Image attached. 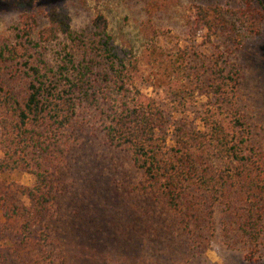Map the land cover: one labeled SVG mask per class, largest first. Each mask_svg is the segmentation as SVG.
Masks as SVG:
<instances>
[{"label": "trees", "instance_id": "obj_1", "mask_svg": "<svg viewBox=\"0 0 264 264\" xmlns=\"http://www.w3.org/2000/svg\"><path fill=\"white\" fill-rule=\"evenodd\" d=\"M233 1L239 9L188 8L174 32L139 0V29L150 46L161 41L172 75L153 95L139 86L131 47L114 43L102 13L78 28L55 6L20 13L0 38V175L19 169L29 152L47 153L55 131L83 127L78 117L88 110L102 139L139 172L132 190L160 207L170 230L187 233L196 252L218 236L253 260L264 240V149L240 104L241 28L259 33L264 0ZM195 93L204 102L189 103ZM37 169L35 184L18 189L28 203L0 195V264L57 258L51 221L64 189Z\"/></svg>", "mask_w": 264, "mask_h": 264}, {"label": "rangeland", "instance_id": "obj_2", "mask_svg": "<svg viewBox=\"0 0 264 264\" xmlns=\"http://www.w3.org/2000/svg\"><path fill=\"white\" fill-rule=\"evenodd\" d=\"M147 1L157 10V25L174 32L181 28L192 6L240 8L233 0ZM139 3V0H0V38L9 35V27L24 11L44 14L55 6L71 16L73 28L82 26L89 16L102 13L108 20L114 43L124 49L131 47L138 62L139 86L153 95L168 85L172 75L166 49L160 50L161 41L150 46L139 29V21L144 18ZM241 29L240 104L254 140L264 149V22L257 34ZM204 99L195 93L189 103L193 100L202 103ZM86 111L78 117L83 127L55 131L56 141L47 153L29 152L19 169L0 175V195L23 203L28 200L18 189L35 184L36 175L30 171L36 166L37 170L52 172L56 185L63 187L57 195L51 221L57 249L52 264H264V240L253 260L247 258L244 248H228L218 236L206 251H194L187 233L170 230L169 222L160 215V207L132 190L140 179L139 172L130 166L123 151L102 139L93 123L94 116ZM38 131L41 137L51 133Z\"/></svg>", "mask_w": 264, "mask_h": 264}]
</instances>
